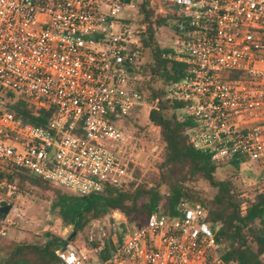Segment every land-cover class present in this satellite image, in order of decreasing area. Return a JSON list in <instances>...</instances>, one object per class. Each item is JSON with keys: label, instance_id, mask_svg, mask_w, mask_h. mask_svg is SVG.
<instances>
[{"label": "built area", "instance_id": "1", "mask_svg": "<svg viewBox=\"0 0 264 264\" xmlns=\"http://www.w3.org/2000/svg\"><path fill=\"white\" fill-rule=\"evenodd\" d=\"M140 5L176 22L166 57L188 69L163 90L184 105L188 143L216 164L255 165L264 191V0H0V164L82 197L133 180L137 153L119 122L148 91L138 68ZM125 6L136 17H119ZM7 93L34 111L52 109L46 125L5 108ZM14 193L0 181V196ZM12 211L0 217V237ZM175 213L153 211L120 242L113 232L105 260L104 236L88 238L91 255L63 239L58 264H218L219 223L211 226L187 201Z\"/></svg>", "mask_w": 264, "mask_h": 264}, {"label": "trees", "instance_id": "2", "mask_svg": "<svg viewBox=\"0 0 264 264\" xmlns=\"http://www.w3.org/2000/svg\"><path fill=\"white\" fill-rule=\"evenodd\" d=\"M146 23V31L141 35V49L148 51L149 63L140 67L146 79L154 82L160 79L162 84L177 80L186 74L188 66L166 57L169 49L160 48L153 38L152 12L139 6ZM163 22L161 16L156 21ZM264 45V36L262 37ZM146 99L154 106L149 111L148 120L159 128V140L162 145L154 170L142 171L134 166L133 180L129 184L108 187L98 194L78 196L61 194L59 198V218L65 227H72L69 241L74 242L82 235L90 223L102 220L116 212L124 217L128 224L142 225L148 215L155 210L167 217L175 216L180 201H187L201 207L206 221L213 226L219 223L215 231V241L219 245L215 253L218 264H264V191L254 186L251 199L242 198L231 180H221L216 176L217 168L222 164L213 163L210 156L195 150L187 140L186 130L192 122L186 116L180 120L176 115L166 116L168 112L181 111L182 103L164 98V90L153 88L146 83ZM3 106L17 116H22L34 125L45 126L52 109L35 110L20 97L7 93ZM242 160L237 158L228 163L235 170ZM0 181L14 184L18 192L27 186L43 190L50 189V183L32 176L26 171L0 164ZM198 181L206 183L214 194L206 197L197 190ZM165 191H161V187ZM58 192V191H57ZM0 207L12 201L0 196ZM245 204L241 211V205ZM4 214L0 213V217ZM121 237L118 241H121ZM63 239L45 233L43 239L35 242H23L11 248L0 264H58L55 250ZM88 250L95 249L88 244ZM112 250L110 240L105 241L104 250L98 254L100 260L107 259Z\"/></svg>", "mask_w": 264, "mask_h": 264}, {"label": "rangeland", "instance_id": "3", "mask_svg": "<svg viewBox=\"0 0 264 264\" xmlns=\"http://www.w3.org/2000/svg\"><path fill=\"white\" fill-rule=\"evenodd\" d=\"M123 2L126 4L125 0ZM130 15L136 17V11L130 10L127 6L119 17ZM153 22V38L156 44L162 49H168L174 45L176 41V22L173 19L160 22L159 19L151 18ZM149 53L146 50L142 52V58L139 66L145 67L149 63ZM139 71H142V69ZM140 73V72H139ZM142 76L143 73H140ZM144 90L147 91L146 83H149L153 88H161L164 86L161 81L150 82L149 79L143 77ZM147 92L141 104L135 106L127 118L120 120V128L132 139V144L137 157L134 161L143 172L154 170V161L161 151L162 145L157 138V131L152 128L151 122L148 120L149 111L154 106L153 102L146 99ZM176 115L182 120L185 114L182 111L174 113L168 112L166 116ZM216 176L221 180H231L239 193H242V198L251 199L254 186L258 185V171L253 164H241L235 170L229 164H222L217 168ZM15 188V185L12 184ZM197 190L206 197H211L214 194L206 183L198 181L195 184ZM50 189L43 190L37 187L27 186L23 192H18L15 188V193L11 199L12 212L10 218L13 220V225L6 230V236L0 237V263L4 261L5 256L11 248L23 242H35L43 239L45 233L52 234L61 239H68L72 232V227H65L61 224L59 218V198L61 194H73L70 191L61 189L56 186H50ZM161 191L165 188L162 186ZM58 191V192H57ZM19 214V216L17 215ZM138 227L136 224H128L125 219L112 217L109 215L102 220L94 221L89 224L84 233L76 238L73 244L84 249L90 255V250L87 249L88 238L98 235L104 236L107 240L109 236L115 232V238H123L125 234ZM114 229V231H113Z\"/></svg>", "mask_w": 264, "mask_h": 264}, {"label": "water", "instance_id": "4", "mask_svg": "<svg viewBox=\"0 0 264 264\" xmlns=\"http://www.w3.org/2000/svg\"><path fill=\"white\" fill-rule=\"evenodd\" d=\"M125 2H128V0H125ZM8 211H9V207L8 206L0 207V213L6 215L8 213ZM68 240H69V238H68Z\"/></svg>", "mask_w": 264, "mask_h": 264}]
</instances>
